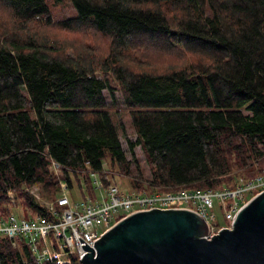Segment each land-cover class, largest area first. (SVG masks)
<instances>
[{"label":"trees","instance_id":"trees-1","mask_svg":"<svg viewBox=\"0 0 264 264\" xmlns=\"http://www.w3.org/2000/svg\"><path fill=\"white\" fill-rule=\"evenodd\" d=\"M71 2L77 15L56 20L48 0H0L3 206L14 192L52 220L28 189L54 203L62 181L71 199L98 183L124 190L123 179L136 192L234 190L261 172L264 0ZM116 90L137 135L126 136L130 155ZM0 264L37 262L30 243L0 236Z\"/></svg>","mask_w":264,"mask_h":264},{"label":"built area","instance_id":"built-area-1","mask_svg":"<svg viewBox=\"0 0 264 264\" xmlns=\"http://www.w3.org/2000/svg\"><path fill=\"white\" fill-rule=\"evenodd\" d=\"M53 166L60 169L55 161ZM239 182L234 190L179 188L155 193L121 190L114 184L103 189L98 183L100 186L97 189L75 200L68 194L67 182L62 181V193L56 197L55 203L47 205L53 212L52 220L46 216H31L27 219L15 214L8 217L1 214L0 236H8L14 246H19L22 241L30 243L37 264H46L48 259L55 260L56 264H70L72 256L77 255L81 261L82 255L88 251L83 244L94 248L92 241L130 214L154 208L184 207L197 212L209 222L207 238L210 239L221 229L232 227L235 215L248 194L256 195L264 191V168L254 178L241 179ZM215 198L219 199L224 210L225 219L229 222L227 226H222L217 219L214 212ZM212 222H218L220 227L217 228ZM80 238L84 241L81 242Z\"/></svg>","mask_w":264,"mask_h":264},{"label":"water","instance_id":"water-1","mask_svg":"<svg viewBox=\"0 0 264 264\" xmlns=\"http://www.w3.org/2000/svg\"><path fill=\"white\" fill-rule=\"evenodd\" d=\"M209 226L188 208L143 210L83 247L81 264H264V191L247 201L231 228ZM81 239V238H80ZM84 241L81 239V242Z\"/></svg>","mask_w":264,"mask_h":264},{"label":"rangeland","instance_id":"rangeland-1","mask_svg":"<svg viewBox=\"0 0 264 264\" xmlns=\"http://www.w3.org/2000/svg\"><path fill=\"white\" fill-rule=\"evenodd\" d=\"M48 4L49 7L52 11V15L53 18L56 20H61V19H65V18H70V17H74L77 15V10L75 9V7L73 6L71 0H48ZM166 63V62H164ZM170 63H174V62H170ZM115 98L117 99V102L114 104V106L111 107L113 111V117L114 120L116 122V124L122 128V125H125L126 128V134H123L122 137V142H123V146L124 148L128 151V155H130L129 152V144L127 142L126 136H128L129 139L131 140H136V132L132 126V118L129 115L128 109L125 106L124 102H123V95L121 94V92L119 90L115 91ZM119 109V113L116 114L115 110ZM136 155L139 159L141 168L145 171V173H148L149 171V163L148 160L144 154V152L141 150V148L137 147L136 148ZM52 170L57 174H61V168L60 169H56L52 166ZM59 179V177H58ZM237 179V178H236ZM240 178H238L239 180ZM117 183H119L121 181V179L117 178ZM120 186L121 188H123L126 191H132L133 190V183L132 181L129 179H123L120 182ZM28 191L34 194L35 198L37 200H39V202L44 203L45 205L51 204L53 200L48 199V198H44L43 194L41 193V189L38 188L37 186H33L31 189H28ZM61 191H58V194H60ZM9 198L11 199L9 204H5L4 206L0 203V215H4V216H9L10 214H15L17 216L20 217H24L29 219L31 216H35V210L33 207H30L27 205V203L25 202L24 198H20V197H16V193H12L9 192ZM73 198L75 199H80L81 198V194L79 192H76L75 195H71ZM57 197V196H56ZM55 197V198H56ZM55 200V199H54ZM229 200V199H228ZM7 205V207H9V209L11 210V213L9 211H7L5 209V206ZM214 212L217 216V219L224 224L225 221V216H224V210L221 207L220 201L218 198L214 199ZM217 228H219L220 226L217 225Z\"/></svg>","mask_w":264,"mask_h":264},{"label":"bare ground","instance_id":"bare-ground-1","mask_svg":"<svg viewBox=\"0 0 264 264\" xmlns=\"http://www.w3.org/2000/svg\"><path fill=\"white\" fill-rule=\"evenodd\" d=\"M205 219V218H204ZM206 220V219H205ZM206 222L208 223V226H209V222L206 220ZM212 224H215V226L219 225L218 222H212Z\"/></svg>","mask_w":264,"mask_h":264}]
</instances>
